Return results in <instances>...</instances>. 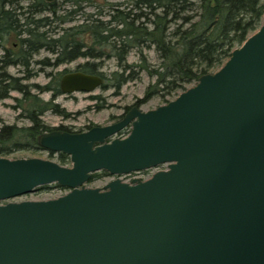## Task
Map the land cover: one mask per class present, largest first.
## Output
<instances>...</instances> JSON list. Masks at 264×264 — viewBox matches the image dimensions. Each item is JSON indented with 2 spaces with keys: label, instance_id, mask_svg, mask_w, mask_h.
<instances>
[{
  "label": "water",
  "instance_id": "1",
  "mask_svg": "<svg viewBox=\"0 0 264 264\" xmlns=\"http://www.w3.org/2000/svg\"><path fill=\"white\" fill-rule=\"evenodd\" d=\"M101 84L75 71L59 87ZM37 146L70 165L0 156V264H264V11L216 71L174 99L85 131L42 132ZM161 164L144 180L84 185L96 171ZM51 183L68 191L10 201Z\"/></svg>",
  "mask_w": 264,
  "mask_h": 264
},
{
  "label": "trees",
  "instance_id": "2",
  "mask_svg": "<svg viewBox=\"0 0 264 264\" xmlns=\"http://www.w3.org/2000/svg\"><path fill=\"white\" fill-rule=\"evenodd\" d=\"M133 5L134 9H139L133 17L128 15L121 18V12L117 11L112 16L113 20L122 24L121 29L110 28V22L104 25L93 19L89 26L73 30L74 40L69 47L71 57L57 59L55 65L72 61L79 56L92 59L101 57L100 54L92 53V47L83 50L84 45H80L75 39V35L84 33L89 36L92 45L111 44L113 55L121 69L110 75L111 79H115L111 85L113 88L117 90L125 82L135 78V72L127 75L125 72L131 69V65L126 63V55L136 47L139 61L143 63L139 67L155 77L154 85H160V90L170 95L175 91L185 90L200 75L212 72L222 65L232 49L259 27L264 10V0H135ZM128 17L129 21L125 20ZM140 19L143 21L139 22ZM135 22L138 23L134 25ZM148 24L151 25L150 29ZM31 35L33 40L43 42L45 39L39 32L32 31ZM64 43L63 36L55 40L56 51L63 47L59 55L66 54ZM144 46L152 47L157 53L159 63L152 68H149L150 65L144 66ZM79 67L85 73L96 74L101 63L86 61ZM18 81V77L0 74V101L12 90L22 91V85ZM56 93H60V90L57 89ZM144 100L145 98L141 99L140 103ZM47 109L59 113L56 106L48 101L37 111L28 110L27 117L31 121L28 127L0 126V156H11L23 147L43 149L37 146V136L45 131L61 129L74 132L65 126L50 128L45 125L39 116ZM48 152L50 155L56 153ZM57 156L61 164L68 163L66 154L57 152ZM93 176L94 174L90 178Z\"/></svg>",
  "mask_w": 264,
  "mask_h": 264
},
{
  "label": "rangeland",
  "instance_id": "3",
  "mask_svg": "<svg viewBox=\"0 0 264 264\" xmlns=\"http://www.w3.org/2000/svg\"><path fill=\"white\" fill-rule=\"evenodd\" d=\"M134 1L135 0H86V2L80 3L84 6L83 11L71 16L72 19L66 21L62 26L63 28L81 25L87 27V25L89 26L94 19L104 25L109 24L110 22V28L121 29L122 24L113 20L112 16L116 15L117 12H121L119 14L121 15V18H125L128 15L133 17V14L139 12V9H134ZM116 4L120 5L116 6ZM74 8H76L74 4L69 5L68 7V9L71 10ZM142 10L145 11V9ZM48 18L52 19L51 16H48ZM19 20L21 21L22 19L19 18ZM125 20L129 21V17ZM141 21H143V19H140L139 22ZM137 23L138 22H135L134 25ZM147 27L150 29L151 25L148 24ZM43 30H47V27L39 29L40 32H43ZM60 34L61 30L55 29V31L47 34V37L50 36L51 38H57ZM75 38L76 40L83 42V50L92 47V53L100 54L101 57L97 59H92L90 57L76 58L59 65L32 64L30 67L31 69H34L36 73L28 79L21 78L22 71L20 67L14 66L8 68L7 70L10 74L19 78L17 83L22 85V91L12 90L5 99L0 101V126L15 125L16 127H28L31 125V121L27 117L29 113L28 110L35 109L37 111L43 106V104L50 101L56 106L59 113L52 109L45 110L43 114L39 116L45 125L50 128L65 126L74 132L85 131L95 125L103 126L120 120L132 106H136L141 111L154 109L157 106L163 105L174 99L180 92H182L181 90H178L168 95L165 94L163 90H160V85H154L155 77H151L145 69L139 67V65H142L143 63H140L139 61L138 48L136 47L130 49L126 55V63L131 65V69H128L125 72V75L128 73L133 74L135 72V78L125 82L116 90L111 86L115 82V79H111L110 75L114 71L120 72L121 69L117 58L113 55L114 51L112 52L111 44L107 46L92 45L91 39L84 33L75 35ZM142 52L145 56L144 66L150 65L149 68H152L153 65L156 66L159 63L157 53L152 47L149 48L144 46ZM55 56V54L41 51L36 59H43L46 57L50 62H53ZM86 61L101 63L98 73L94 75L101 77L102 84L91 92L76 91L72 93H62L60 91V93H56L57 89L60 90L59 83L62 75L75 71L83 72L79 65ZM196 81L188 84L186 89L193 86ZM144 98L145 100L140 103V100ZM129 131L130 126L128 125L113 137L122 138L126 136ZM5 157H39L43 159H51L60 163L57 153L50 155L47 150L36 149L35 147H23L12 153L11 156ZM62 165L69 166V158L68 163ZM161 169H166V164H161L156 168L144 169L124 175H109L104 170H100L91 173L90 176H92V174H94V176L91 178L89 177L84 185L90 188L102 187L108 181L117 177L125 182H130L135 178L144 180L149 178L156 170ZM67 191V188L51 183L39 186L33 192L13 198L10 201L19 202L23 200L51 199L61 196Z\"/></svg>",
  "mask_w": 264,
  "mask_h": 264
},
{
  "label": "flooded vegetation",
  "instance_id": "4",
  "mask_svg": "<svg viewBox=\"0 0 264 264\" xmlns=\"http://www.w3.org/2000/svg\"><path fill=\"white\" fill-rule=\"evenodd\" d=\"M81 2H86V0H0V74L13 76L7 69L18 66L22 71L21 78L28 79L36 73L30 67L32 64L55 65L57 59L70 58L69 47L74 40L72 32L84 27L81 25L63 28L62 25L72 19L71 16L83 11L84 6L80 4ZM73 4L76 8L68 9L69 5ZM119 5L116 4V6ZM48 16H51L52 19ZM19 18L22 20L20 21ZM10 23L12 24L10 25ZM45 27L47 30L39 31ZM55 29H60L61 34L57 38L47 37V34ZM32 31L42 33L44 41L31 39ZM62 36L65 41V55L62 53L59 55V51H62L63 47L56 51L54 46L55 40ZM79 43L84 45L81 41ZM41 51L55 54L53 62H50L46 57L36 59ZM77 58H82V56Z\"/></svg>",
  "mask_w": 264,
  "mask_h": 264
}]
</instances>
